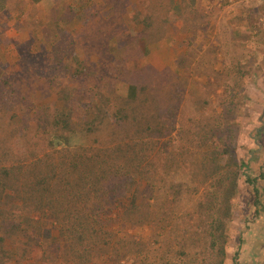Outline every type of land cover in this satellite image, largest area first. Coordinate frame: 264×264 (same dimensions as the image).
Returning <instances> with one entry per match:
<instances>
[{
  "label": "trees",
  "instance_id": "trees-1",
  "mask_svg": "<svg viewBox=\"0 0 264 264\" xmlns=\"http://www.w3.org/2000/svg\"><path fill=\"white\" fill-rule=\"evenodd\" d=\"M122 1L109 0L92 42L99 45L100 56L126 47L138 48L143 59L153 30L147 25L139 35L121 38ZM64 10L54 20V37L65 34L74 21L86 22L84 7ZM112 24L118 40L107 29ZM51 46L55 64L61 62L63 45ZM70 50L67 46L65 52ZM118 62L121 78H84L82 73L74 78L78 83L91 78L84 106L74 100L75 91L66 90H61L60 108L34 105L36 153L11 159L0 146V264H147L146 244L132 233L139 227L164 229L162 222L169 214L157 198L163 190L174 191L176 199L186 192L198 193L193 212L186 216L192 237L203 236L195 241L196 247L205 240V264H224L232 204L245 166L237 154L238 93H220L224 103L211 111L206 108L207 94L208 100L200 101L190 115L185 106L192 96L185 55L175 71L162 74L140 63L134 75ZM220 81L218 76L208 84L213 94L219 93ZM9 86L13 84L0 66V104ZM74 136L84 141L74 144Z\"/></svg>",
  "mask_w": 264,
  "mask_h": 264
},
{
  "label": "rangeland",
  "instance_id": "rangeland-1",
  "mask_svg": "<svg viewBox=\"0 0 264 264\" xmlns=\"http://www.w3.org/2000/svg\"><path fill=\"white\" fill-rule=\"evenodd\" d=\"M122 2L121 38L139 35L140 28L147 25L153 30L152 44L143 59L138 48L98 54L99 45L92 42V37L100 32V17L110 8L109 0H0V66L4 78L13 84L4 89L0 104V146L4 154L16 159L36 153L31 111L35 104L60 108L61 90H66L75 91L74 100L81 107L85 105L91 78L83 83L74 81L80 73L84 78L104 74L121 78L118 61H123L134 75L140 71V63L162 74L175 71L185 55L190 67L187 88L192 93L185 106L190 115L203 100L209 99L206 108L210 111L219 109L224 103L220 93L224 91L228 96L238 93L240 100L236 111L240 132L237 154L245 166L232 204L224 264H233L234 257L237 264H264V0ZM66 7L75 11L84 7L86 22L81 25L74 21L65 34L54 37V20L61 18ZM107 29L114 34L113 40H118L114 24ZM105 30L100 38H105ZM58 42L63 45L59 56L57 52L61 62L55 64L51 45ZM67 46L72 50L65 52ZM240 73L244 74L242 78ZM218 76L222 80L220 91L213 94L208 84ZM101 140H105V134ZM82 141L81 136L72 138L74 144ZM157 198L158 206L169 214L162 222L164 229L139 227L132 233L140 235L146 244L147 264H205L209 256L203 249L205 240L196 247L195 241L203 236L192 237L186 218L193 212L198 193L186 192L176 199L174 191L163 190Z\"/></svg>",
  "mask_w": 264,
  "mask_h": 264
}]
</instances>
